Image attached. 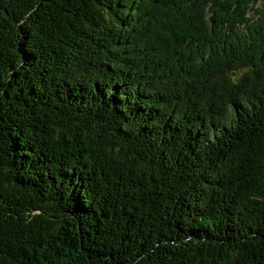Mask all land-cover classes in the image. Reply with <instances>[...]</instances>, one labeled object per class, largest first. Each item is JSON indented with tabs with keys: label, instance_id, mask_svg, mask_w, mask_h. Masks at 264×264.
Segmentation results:
<instances>
[{
	"label": "trees",
	"instance_id": "1",
	"mask_svg": "<svg viewBox=\"0 0 264 264\" xmlns=\"http://www.w3.org/2000/svg\"><path fill=\"white\" fill-rule=\"evenodd\" d=\"M0 264H264V0H0Z\"/></svg>",
	"mask_w": 264,
	"mask_h": 264
}]
</instances>
